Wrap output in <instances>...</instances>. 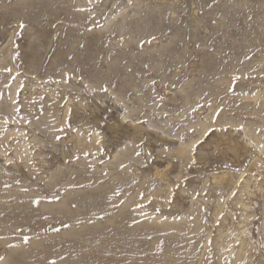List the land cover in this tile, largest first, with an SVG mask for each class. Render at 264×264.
Instances as JSON below:
<instances>
[{
  "label": "rangeland",
  "instance_id": "1",
  "mask_svg": "<svg viewBox=\"0 0 264 264\" xmlns=\"http://www.w3.org/2000/svg\"><path fill=\"white\" fill-rule=\"evenodd\" d=\"M263 147L264 0H0V264H264Z\"/></svg>",
  "mask_w": 264,
  "mask_h": 264
},
{
  "label": "bare ground",
  "instance_id": "2",
  "mask_svg": "<svg viewBox=\"0 0 264 264\" xmlns=\"http://www.w3.org/2000/svg\"><path fill=\"white\" fill-rule=\"evenodd\" d=\"M138 1V0H137ZM140 1V0H139ZM142 1V0H141ZM144 1V0H143ZM141 25V24H140ZM136 26V25H135ZM14 134V133H13ZM245 136H247V138H248V141H249V143H255L256 145H257V143H258V137H256V135L255 134H249V133H245ZM246 141V140H245ZM248 144V143H247ZM192 145V144H191ZM184 148H186V147H184ZM180 149V148H179ZM186 150H187V148H186ZM180 154H183V147H182V149H180V152H179ZM262 153H264V147H263V149H262ZM174 155V154H173ZM176 157V156H175ZM184 157V156H183ZM169 167H167L166 168V170H159L158 172H157V176H159V177H161V178H165L166 176H165V171H167V170H169L168 169ZM158 177V178H159ZM168 178V177H167ZM225 177H222L221 179H224ZM258 187V189L261 191V192H263V201H264V189H261V186L259 185V186H257ZM257 189V190H258ZM10 205H12V204H10ZM243 205V204H242ZM7 206V205H6ZM5 206V207H6ZM12 207H13V205H12ZM19 206L17 205V208H18ZM9 208V207H8ZM244 208L246 209V210H250V208L251 207H247V206H244ZM15 210V209H14ZM263 215V221H262V228H263V231H264V204H263V213H262ZM15 215H17V214H15ZM18 216V215H17ZM84 217V218H83ZM82 218H83V220L86 218V220H87V218H89L88 217V215H87V217H86V215H84V216H82ZM81 218V216H80V214H78V215H76V214H70V215H68V216H66V218L65 219H67L68 221H70V222H72V226L74 227L75 226V221H77V220H81L82 219ZM89 220V219H88ZM4 221V220H3ZM25 222V221H24ZM81 225L80 226H78V227H74L73 229H72V231L70 232V241L71 242H76V244L78 245L79 243H78V241L80 242V244L82 245V246H84V247H86V248H92V247H95L96 248V246L97 247H100V251H97L96 253H94V254H97V253H99V254H101L102 256H103V254L105 253V252H107L108 250L107 249H109V248H107L108 246H111V245H113V244H115V245H119V244H122V243H126L127 241H130V236H127V235H125L122 231H120L118 228H113L112 230H113V232L112 233H105V231H104V233H103V231L102 230H104L103 229V227H100L99 225H97V224H93V223H90L89 225L85 222V221H82L81 220ZM109 223L110 224H114L112 221H109ZM3 226V225H2ZM6 228V227H5ZM5 230V229H4ZM7 231V230H6ZM245 231H246V229L244 228V227H241V234L242 235H244L245 234ZM243 240H241V242H242ZM69 244H73V245H75L74 243H69ZM81 245H79V246H81ZM246 244L245 243H242L241 244V246H240V250L239 251H237V255H236V259H235V263H238V262H241V261H243L244 260V257L241 255V253H244L245 252V248H246V246H245ZM68 246V245H67ZM67 246H66V248H67ZM95 248H93V249H95ZM114 248H117V247H112L111 249H114ZM110 252V251H109ZM233 252V251H232ZM232 252H230V254L232 253ZM129 253V252H128ZM232 255V254H231ZM80 257V256H79ZM85 257H87L88 259L89 258H91V259H93V257L92 256H90V255H87V256H85ZM84 257V258H85ZM66 259H62L61 261H65V262H67L69 259H70V257H65ZM96 259V258H95ZM77 260H78V258H77ZM64 262V263H65ZM89 262L87 261V262H82V264H88ZM100 263V262H99ZM68 264H71V262H69ZM76 264H77V262H76ZM96 264H98V263H96ZM101 264V263H100Z\"/></svg>",
  "mask_w": 264,
  "mask_h": 264
}]
</instances>
